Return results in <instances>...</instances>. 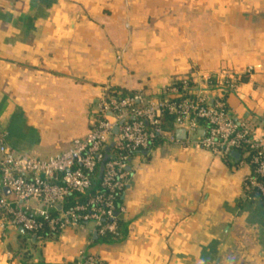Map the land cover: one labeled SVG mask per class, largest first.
<instances>
[{
    "label": "crops",
    "instance_id": "obj_1",
    "mask_svg": "<svg viewBox=\"0 0 264 264\" xmlns=\"http://www.w3.org/2000/svg\"><path fill=\"white\" fill-rule=\"evenodd\" d=\"M226 74L241 81L232 118L260 137L264 0H0V134L19 154L68 150L111 88L156 98ZM130 171L119 239L93 226L36 238L0 218V264H264V202L245 191V157L161 143Z\"/></svg>",
    "mask_w": 264,
    "mask_h": 264
},
{
    "label": "built area",
    "instance_id": "obj_2",
    "mask_svg": "<svg viewBox=\"0 0 264 264\" xmlns=\"http://www.w3.org/2000/svg\"><path fill=\"white\" fill-rule=\"evenodd\" d=\"M179 83L181 88L172 85L164 98L152 100L142 94L119 99L106 90L87 135L50 158L19 154L0 134L1 188L10 191V196L0 195L2 226L23 229L36 238L68 229L86 232L93 226L99 237L119 239L125 209L117 206V197L126 189L132 161L150 152L158 138L210 152L226 163L233 151L239 152L253 170L245 180V191L264 202V132L257 137L246 124L234 120L226 101L229 94L238 92L240 79L226 74L200 87ZM166 114L174 117L171 132L163 121ZM179 129L186 131L185 140L176 139ZM110 144L113 147L104 163ZM97 177L98 188L85 202L69 201L70 196L86 195ZM80 264L101 261L87 256Z\"/></svg>",
    "mask_w": 264,
    "mask_h": 264
},
{
    "label": "trees",
    "instance_id": "obj_3",
    "mask_svg": "<svg viewBox=\"0 0 264 264\" xmlns=\"http://www.w3.org/2000/svg\"><path fill=\"white\" fill-rule=\"evenodd\" d=\"M173 86H175L177 88H181V84L179 82H176L175 84H173ZM190 86H192V85L190 84ZM108 95L112 96V97L119 98V99H124V98H127V97L136 96V94H134V93H130V92L118 89V88L109 89L108 90ZM162 98H164V95H160V96H158L156 98L146 97L147 100L162 99ZM163 121L167 124L168 131L171 132L173 130L172 129V123L174 121V117L166 114V115L163 116ZM161 143H164V141L161 138H158V140L155 143V145L156 144H161ZM99 182H100V179H99V177H97L95 179V182H94L92 188L87 192L86 195H84V196H76V195L70 196L69 197V201L71 200V201H76V202H80V203L85 202L86 198L89 195L93 194L97 190ZM123 194H124V192H122L120 195H118V197H117V206H121L122 205ZM119 228H120V232H121V221L119 222ZM49 235H52V234H50L48 232H45V233L42 234V237L43 236L46 237V236H49ZM107 238H110V237H107Z\"/></svg>",
    "mask_w": 264,
    "mask_h": 264
},
{
    "label": "water",
    "instance_id": "obj_4",
    "mask_svg": "<svg viewBox=\"0 0 264 264\" xmlns=\"http://www.w3.org/2000/svg\"><path fill=\"white\" fill-rule=\"evenodd\" d=\"M118 133V128H116L115 130H114V135H116ZM186 131L184 130V129H179V130H177L176 132H175V137H176V139L177 140H185L186 139ZM112 147H113V144H110V146L109 147H107V149H106V153H107V155H106V157H105V160H104V163L109 159V153H110V151H111V149H112ZM145 154H147V152H145ZM230 161L233 163V164H236V163H238L239 161H240V159H241V155H240V153L239 152H236V151H233L231 154H230ZM104 163H103V165H102V167H101V174L103 173V171H104ZM129 170H130V168H129ZM1 192L5 195V196H10V191L8 190V189H6V188H4V189H2L1 190ZM21 231L22 232H25L23 229H21Z\"/></svg>",
    "mask_w": 264,
    "mask_h": 264
}]
</instances>
